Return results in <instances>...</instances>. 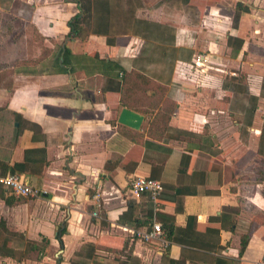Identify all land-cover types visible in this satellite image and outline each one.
<instances>
[{"label":"crops","instance_id":"0c3cea01","mask_svg":"<svg viewBox=\"0 0 264 264\" xmlns=\"http://www.w3.org/2000/svg\"><path fill=\"white\" fill-rule=\"evenodd\" d=\"M178 1L171 6L165 0H97L92 27L104 30L65 42L67 21L78 11L75 2L0 0V62L21 61L13 65L9 82L0 79V110L8 113L0 114V154L13 127L21 124L9 163L41 192L26 197L0 188L5 224L0 240L12 238L15 250L23 252L27 241L37 246L18 252L22 257L0 256V264H82L73 260L86 251L93 255L89 264H164L166 248L170 264H217L218 259L253 264L264 256V180L258 179L264 161L258 153L264 124L258 83L264 74V0ZM237 1L250 10L234 26ZM133 14L175 27L177 46H190L208 62L223 65L198 67L194 60H178L172 87L153 113L137 111L144 115L138 129L118 120L125 107L119 89L78 64L80 55L96 52L118 59L128 70L141 65L144 39L127 31ZM19 27H25L24 33L32 28V35L36 28L42 32L39 41L52 52L43 70L40 61H28L40 59L39 42L32 40L28 49ZM229 35L244 41L236 53L227 43ZM65 43L76 66L71 73L54 62ZM218 71L227 77L244 74L246 81H215ZM254 76L257 84L250 81ZM169 102L175 109L166 110ZM165 115L170 116L166 124ZM27 148L46 156L38 175L27 169ZM139 175L163 183L156 200L132 192L130 182ZM190 215L195 222L188 238L213 246L142 235L155 221H166L164 216L185 227ZM148 216L153 217L150 224L145 223ZM243 236L249 240L240 254Z\"/></svg>","mask_w":264,"mask_h":264},{"label":"trees","instance_id":"16d2710c","mask_svg":"<svg viewBox=\"0 0 264 264\" xmlns=\"http://www.w3.org/2000/svg\"><path fill=\"white\" fill-rule=\"evenodd\" d=\"M73 1L77 4L78 11L72 15L68 21L67 25L69 30L65 35V42L69 40H73L76 38H81L84 29L87 28V33L89 34L91 31H101L102 25L100 29L92 27L94 19H97V11L93 10V5L98 4L97 0H67ZM170 3L172 6L176 0H165ZM193 0H191L192 2ZM179 3V1L177 0ZM95 4V5H96ZM180 5V3H179ZM136 9V8H135ZM135 9L133 13H135ZM249 7L243 1H237L236 6L234 8L233 14V25L237 26L239 23L240 16L243 12L249 11ZM96 17V18H95ZM133 14V20L131 21L130 26H127V31L134 33L136 35H140L143 39V48L142 56L140 59L142 60L141 65H133V67L128 70L118 59L114 58H100L98 53H89L83 54L78 57V64L82 66L83 69H86L88 73H101L103 77L106 79V83L108 87H111L114 84L115 88L119 89L121 93L120 103L122 106L128 107L130 109L142 112V113H153V106L156 103H159L162 99H154L155 93L160 94L157 91H161L164 93L168 91L169 83H171V78L167 79L166 77H162L164 80H161V77L157 78L153 73H151L149 67H151L152 63H158L159 59L149 58L147 57V52L153 50L154 53L161 51V55L168 56V54L173 52L183 51L184 53H180L179 55H183L180 57L178 54L174 57V60H182L186 62H191L195 50L190 46H177L175 43L176 38V28L170 25L161 24L159 22L150 21L148 19H141V17H135ZM128 18V17H127ZM100 20H104L101 18ZM108 43H112L111 38L108 36ZM170 42V44H168ZM243 39L237 36L229 35L227 39L228 45L232 47L234 53L238 52L243 44ZM72 55V51L69 46L61 45L60 53L55 58V63L59 67H66V72H73L75 70V63H72L69 57ZM179 56V57H178ZM139 62V60H137ZM144 61V62H143ZM174 70V67L173 69ZM237 76H232L231 79H236ZM238 81L234 85H240L243 80V76H239L237 78ZM1 116H6L8 113L6 110L2 109ZM169 114V113H168ZM170 117L168 115H165ZM168 119H166V123H168ZM14 120L20 121V117L15 115ZM21 122V121H20ZM154 124V123H153ZM152 124V125H153ZM22 131L21 124L19 126L13 127V132L10 134L9 141L6 144V148L2 149V154H0V173L5 174L7 172H15L13 167L10 165L9 160L12 153V149L18 144L20 132ZM258 153L264 157V124L261 129V136L259 141ZM24 160L27 165L28 171L33 174H40L43 170V166L46 162L45 154L37 148H27L25 149ZM258 179L264 180V161L259 165V176ZM0 188H7L5 186L0 185ZM8 189V188H7ZM149 195L148 193H144ZM161 195V194H160ZM14 196V195H13ZM151 209L153 207V201H151ZM153 207V208H152ZM159 216H162L161 213ZM152 216H148L146 220V224H150L152 222ZM166 221L161 222L163 228V234L169 243L173 241H177L180 244L190 243L196 246L204 245L213 246L211 242L198 241L196 239L188 238V235L191 237L193 234V224L195 222L194 216H188L187 225L185 227L176 226L174 218L164 216ZM66 225V222L64 223ZM0 228L4 229L5 224L0 221ZM150 230V229H149ZM61 233L66 232V227L61 229ZM216 234H218V230H216ZM59 235V234H58ZM60 236V235H59ZM248 236H243L241 239V247L240 254L243 253L244 249L248 244ZM12 238L0 240V256H11V257H22L23 255H18V252L26 253L29 251V246L36 248V244L32 241H27L28 249L26 251H17L12 245ZM203 242V243H200ZM221 246H219L220 248ZM42 253H45L42 249H40ZM164 256V264H170V258L167 255L169 252V248H166ZM78 255L83 258H78L73 261L89 264L91 261L92 253L91 251H86L85 255L83 252H79ZM135 259V258H134ZM136 260V259H135ZM173 264H181V260H173ZM122 264H128V262H123ZM217 264L220 263V259H218Z\"/></svg>","mask_w":264,"mask_h":264},{"label":"rangeland","instance_id":"374dc122","mask_svg":"<svg viewBox=\"0 0 264 264\" xmlns=\"http://www.w3.org/2000/svg\"><path fill=\"white\" fill-rule=\"evenodd\" d=\"M43 1H45V2H49V0H43ZM186 13H188L189 12V10H184ZM48 11H46V13H47ZM191 12V11H190ZM189 16V15H188ZM24 29H25V27H19V30L21 31V32H19L20 33V35L19 36H22L23 34V41H28V44H27V46H28V49H30V47H31V44L30 43H32V40H34V42L36 43V42H39L37 45L39 46V48H40V51H41V55H40V59H34V60H32V59H30V60H28V61H30L31 63L32 62H35V63H37V62H41L38 66L41 68V70H43L44 68L43 67H47V66H49V62H52V52L50 53V50H48L45 46H44V44H43V42L41 41H39L40 40V38H39V36L40 35H42V32H40L39 34H38V32H39V30L36 28L35 29V34L34 35H32V28H28V31L29 32H25L24 33ZM44 29V28H43ZM85 30V32L83 33V35H82V37H81V39H84L87 35H88V31H87V28L86 29H84ZM0 31H1V29H0ZM28 33V34H27ZM33 36V37H32ZM35 36V37H34ZM26 38V39H25ZM24 44V46H25V42L23 43ZM168 44H170V42L168 43ZM1 43H0V47H1ZM171 45V44H170ZM58 47H59V45L58 46H56V48H55V50H57L58 49ZM183 47V46H182ZM52 50V49H51ZM180 50V49H179ZM179 50H177V52H175V50L173 51V52H171L170 51V53L168 54V56H163V55H161L162 53H161V51H159V52H157V53H154V51L153 50H151V51H149V52H147V57H149V58H155V59H159V62L158 63H152L151 64V67H149V69H150V71H151V73H153L157 78H159V77H161V80H166V79H163L164 77H166L167 79H170L171 78V83H169V87H172V84H173V73H174V70H172L173 69V67H174V69H175V66H176V63H177V60L175 61L174 60V57L176 56V54H180V53H184L183 51H179ZM49 53L51 54V58H48V55H49ZM32 54V53H31ZM201 55H203V54H201ZM31 56V55H30ZM180 57H182L183 55L181 54V55H179ZM178 56V57H179ZM204 56H207V55H204ZM195 58H196V54L194 53V55H193V58H192V61L194 60L195 61ZM1 60V59H0ZM36 60V61H35ZM180 61H182V60H180ZM191 61V62H192ZM209 61H211L210 59H209ZM2 62V61H1ZM0 62V65L1 66H3L4 68H2V69H0V79H1V81H4V82H9L10 80H11V71L13 70V69H15V67L14 66H16L18 63H20L21 61L20 60H15V59H11L10 61H4V63L2 64ZM24 62H27V59H25V61ZM30 62H28V63H30ZM207 62V61H206ZM205 62V63H206ZM30 63V64H31ZM196 63V62H195ZM205 63L203 62H201V65L200 66H204L205 65ZM210 62H208V64H209ZM218 62H212V63H210L211 65H213V67H216V66H219V67H223V65L221 64H217ZM197 64V63H196ZM14 65V66H13ZM198 66V65H197ZM199 67V66H198ZM218 72H220V74L221 75H219V76H217V78H214V80L215 81H218V82H221V81H224V83H226V84H230V85H233V84H235V83H237V81H238V79L237 78H239V76L241 75V73L239 74V75H237V77H236V79L234 80V79H231V76L229 75L228 77L227 76H225L226 74L225 73H221V71H218ZM240 72V71H239ZM225 74V75H224ZM243 74V73H242ZM242 76V75H241ZM163 77V78H162ZM256 76H254V79H250V81H251V83H254V84H257L256 83ZM243 80H245L246 81V75H244L243 74ZM258 83H259V86H260V84H261V93H262V97H263V108H262V114H264V74L261 76V77H259L258 78ZM169 89V88H168ZM158 93H161L162 95H160V94H156L155 93V98L154 99H163V95L164 94H166V92L164 93V91L163 92H161V91H157ZM166 110L167 111H171V110H173V109H175V104H173V103H171V102H169V103H167V105H166Z\"/></svg>","mask_w":264,"mask_h":264},{"label":"built area","instance_id":"2783aa9c","mask_svg":"<svg viewBox=\"0 0 264 264\" xmlns=\"http://www.w3.org/2000/svg\"><path fill=\"white\" fill-rule=\"evenodd\" d=\"M205 54L196 55L195 62L197 65H201V62L205 63L209 61L208 56ZM0 185L9 188L17 196H39L41 194L40 190L30 185L25 178L17 172H7L5 174L0 173ZM130 187L133 193L142 194L149 193L153 200H156L158 196L164 189L163 183L156 178L146 177V176H135L131 182ZM99 197V194H97ZM95 215L97 212L94 213ZM163 234V228L160 222H154L152 229L147 230L142 235L146 239H156L161 237ZM253 264H264V256L259 260H256Z\"/></svg>","mask_w":264,"mask_h":264},{"label":"water","instance_id":"95a60500","mask_svg":"<svg viewBox=\"0 0 264 264\" xmlns=\"http://www.w3.org/2000/svg\"><path fill=\"white\" fill-rule=\"evenodd\" d=\"M118 120L122 124L138 129L144 120V115L128 107H123Z\"/></svg>","mask_w":264,"mask_h":264}]
</instances>
